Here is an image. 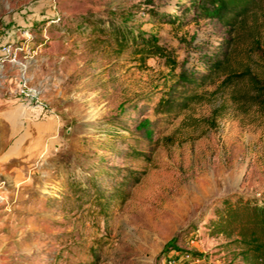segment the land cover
Masks as SVG:
<instances>
[{
	"label": "rangeland",
	"instance_id": "rangeland-1",
	"mask_svg": "<svg viewBox=\"0 0 264 264\" xmlns=\"http://www.w3.org/2000/svg\"><path fill=\"white\" fill-rule=\"evenodd\" d=\"M183 5L0 0V264H244L205 223L264 188V0L227 25ZM98 20L155 34L175 68L118 50ZM181 70L194 100L156 112Z\"/></svg>",
	"mask_w": 264,
	"mask_h": 264
},
{
	"label": "trees",
	"instance_id": "trees-1",
	"mask_svg": "<svg viewBox=\"0 0 264 264\" xmlns=\"http://www.w3.org/2000/svg\"><path fill=\"white\" fill-rule=\"evenodd\" d=\"M187 5L182 10L192 12L191 19L195 17L214 18L223 25L233 24L235 20L247 14L254 8L258 0H186ZM149 12L158 17L161 22L180 24L175 14H158L155 10ZM99 21V22H98ZM95 23V28L100 32H107L113 36L118 50L127 47L131 55L137 60L144 62L146 58L158 56L163 59L166 66L173 70L176 65L174 50L159 43L155 34H146L141 30H134L133 27L124 25H105L101 20ZM94 28V27H93ZM93 30V29H91ZM214 69L220 67V60L214 59L210 62ZM247 76H250L247 74ZM257 89V100L264 103V80L259 82ZM199 84L193 76L183 70L175 74L174 83L167 89L160 91L155 103V111L158 113H177L185 109L194 100V95L187 94L190 85ZM181 86L176 89L175 86ZM177 90H181L178 92ZM149 121H136L135 130H140L146 138H150L151 130L148 127ZM141 155L140 153H137ZM134 180L138 177L134 175ZM212 217L205 223L208 231L222 234L229 238L228 243L238 249V254L244 264H256L264 262V188L255 195H232L222 198L219 206L213 209ZM193 230V229H191ZM171 250H177L172 247Z\"/></svg>",
	"mask_w": 264,
	"mask_h": 264
},
{
	"label": "built area",
	"instance_id": "built-area-1",
	"mask_svg": "<svg viewBox=\"0 0 264 264\" xmlns=\"http://www.w3.org/2000/svg\"><path fill=\"white\" fill-rule=\"evenodd\" d=\"M201 258L199 255H190L188 253L183 254L181 262L182 264H200Z\"/></svg>",
	"mask_w": 264,
	"mask_h": 264
}]
</instances>
